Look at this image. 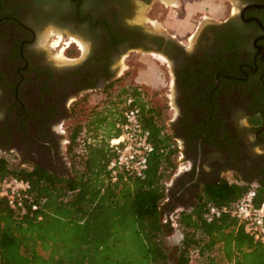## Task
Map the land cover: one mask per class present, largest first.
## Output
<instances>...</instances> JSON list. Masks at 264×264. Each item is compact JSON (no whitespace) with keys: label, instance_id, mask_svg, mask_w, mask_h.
<instances>
[{"label":"flooded vegetation","instance_id":"obj_1","mask_svg":"<svg viewBox=\"0 0 264 264\" xmlns=\"http://www.w3.org/2000/svg\"><path fill=\"white\" fill-rule=\"evenodd\" d=\"M168 8L163 0H0V154L71 175L64 126L74 102L109 93L151 56L163 66L165 131L181 159L166 210L192 208L222 182L263 190L264 0H225L222 15L192 16L185 33L164 26ZM50 26L64 32L57 51L74 38L65 61L48 53L56 33L38 41Z\"/></svg>","mask_w":264,"mask_h":264},{"label":"trees","instance_id":"obj_2","mask_svg":"<svg viewBox=\"0 0 264 264\" xmlns=\"http://www.w3.org/2000/svg\"><path fill=\"white\" fill-rule=\"evenodd\" d=\"M142 94L134 89L133 104L141 107L156 144L143 178L121 172L114 180L110 147L89 142L81 125L70 135L69 176L13 166L0 154V178L30 180L32 201L38 204L22 212L0 199V264H264V241L235 217H204L210 204L229 205L251 186L222 182L206 188L197 205L176 215L180 243L167 241L173 229L171 220L164 221L167 180L177 169L180 150L165 131L162 108L146 106L139 100ZM125 108L115 122L95 119L90 130L105 125L109 138L118 136L116 123ZM258 193L264 201V189Z\"/></svg>","mask_w":264,"mask_h":264},{"label":"rangeland","instance_id":"obj_3","mask_svg":"<svg viewBox=\"0 0 264 264\" xmlns=\"http://www.w3.org/2000/svg\"><path fill=\"white\" fill-rule=\"evenodd\" d=\"M165 3L169 4V15L164 17L163 24L165 27L167 26H175L176 30L179 33H185L186 31H191L194 29V25L192 23L191 17L195 16L199 19V15H209V16H219L222 15L224 10L225 0H176V2H171L167 0H163ZM154 3V0H153ZM167 9V8H166ZM141 11V12H140ZM140 11L138 16L143 13V7H140ZM175 11L180 12L179 16ZM195 14V15H194ZM176 16V17H175ZM178 16V17H177ZM175 17V18H174ZM151 18V17H150ZM153 19H160V17L154 16ZM202 20V19H201ZM155 25H159L158 21H153ZM66 27L69 30L78 29L74 26ZM158 27V26H157ZM53 33L57 34L56 39L52 42V46L48 48L49 56H54L58 59L65 61L66 55L65 51L68 47L74 46L73 43L74 38L68 37L65 39L66 43L62 45L63 47L57 51L56 48L60 44L62 40H64V32L56 29L55 27H48V29H40L38 33V41L46 42L48 41L50 35ZM61 35V36H59ZM59 36V37H58ZM69 45V46H68ZM72 46V47H73ZM72 55H76V50L71 51ZM70 53V54H71ZM159 62L148 56L145 59V63L142 64V69L137 66V69L134 68V73L129 76L123 77L122 80L115 83L112 90L107 94H100L95 92L93 94L88 93L82 99L75 101L74 106L72 108V113L70 118L65 123V134H70L74 129L79 127L80 125L84 127L83 137H86L89 142L95 143L97 145L109 146L110 139L108 136L107 129H105V125L102 126L97 132L92 128L90 130V123L95 119L106 116L107 122L112 121L115 122L119 119L120 113L125 107V103L128 101V98H134L133 92L134 89L142 88V95L139 99L143 101L146 106L158 105L162 108V113L164 115L165 123L170 118V105L168 104L169 98L165 95V91L167 89L166 79L164 75L161 73V66L158 64ZM134 65H138L135 61L132 63ZM123 65V62H122ZM124 66V65H123ZM163 67V66H162ZM138 73H135L137 72ZM138 76V80L144 81L146 83H138L134 80V77ZM137 78V77H136ZM134 84H131V83ZM117 126V123H116ZM167 127V125H166ZM97 133V134H96ZM1 155L5 156L13 166H21L20 160L13 153H2ZM180 153L177 156V168L180 166ZM69 159H67V163L71 160L70 155L68 154ZM177 174V169L175 173L167 180V184H170L171 181L175 178ZM182 209V207H177L174 210L166 211L164 221L171 220V225L173 229L166 235L167 241L170 244H179L183 233L182 228L176 222V215Z\"/></svg>","mask_w":264,"mask_h":264},{"label":"built area","instance_id":"obj_4","mask_svg":"<svg viewBox=\"0 0 264 264\" xmlns=\"http://www.w3.org/2000/svg\"><path fill=\"white\" fill-rule=\"evenodd\" d=\"M125 106L123 120L117 123L120 133L112 137L109 143L114 156L108 169L114 180L121 172L145 177L150 157L156 150L152 131L144 123L141 107L133 104V98ZM31 190L32 184L28 179L15 175L0 178V199H5L13 209L25 212L28 208H38V204L32 201ZM224 213L235 217L256 240L264 241V201H259L255 186H251L229 205L210 204L204 217L212 221Z\"/></svg>","mask_w":264,"mask_h":264},{"label":"bare ground","instance_id":"obj_5","mask_svg":"<svg viewBox=\"0 0 264 264\" xmlns=\"http://www.w3.org/2000/svg\"><path fill=\"white\" fill-rule=\"evenodd\" d=\"M167 1L176 2V0H167ZM140 12H141V11H140ZM139 16H143V13L140 14ZM59 36H61V35H59ZM59 36H58V37H59ZM75 40H77L78 43L81 44V47H84V48H85V44H84L79 38L76 37Z\"/></svg>","mask_w":264,"mask_h":264}]
</instances>
